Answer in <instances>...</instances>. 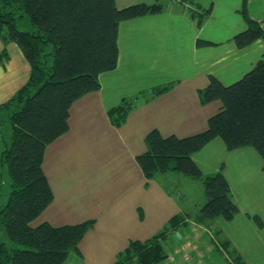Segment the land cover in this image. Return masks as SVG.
Wrapping results in <instances>:
<instances>
[{
	"label": "crops",
	"instance_id": "1",
	"mask_svg": "<svg viewBox=\"0 0 264 264\" xmlns=\"http://www.w3.org/2000/svg\"><path fill=\"white\" fill-rule=\"evenodd\" d=\"M242 1L115 0L118 8L136 3H159L162 9L119 23L116 66L99 74L98 90L72 103L68 130L45 149L42 168L53 199L31 224L48 222L58 226L93 219V226L80 241L87 237L101 238V242L94 244L97 256L87 250L88 245L85 249L79 246L81 242L79 251L70 252L62 264H113L129 241L152 237L164 229L174 215L184 213L163 184L165 174L156 173L146 179L135 157L146 150L145 136L151 130H157L164 137L188 136L204 130L208 118L220 107L219 101H201L200 91L207 85L208 77L214 76L221 83L230 84L261 58L254 61L259 51L262 56V40L256 39L242 47L233 40L247 27L241 13ZM245 8L250 19L261 23L264 34V0H246ZM204 9L208 12L198 23L196 16ZM199 41L206 43L199 44ZM3 49L6 57L0 62V105L16 93L30 73V65L16 43L3 44L0 40V52ZM166 85L164 91L150 96L152 89ZM124 100H133V107L122 124L113 126L107 110ZM106 133L116 138V172L106 175L99 167L95 172H88L83 166L81 174H67L62 183L55 171V160H51L52 152L70 144L85 147L90 139ZM213 145L224 148L223 141L216 137L191 155L206 174L217 170L214 167L208 171L204 167V161H208L205 152ZM122 150L129 155L128 160H124L125 165L119 159ZM221 164L224 166L223 161ZM85 179L90 180L89 192L75 187ZM100 180L103 183L116 180V188L96 190L100 189ZM59 183H62L61 191L57 192L59 196L83 195L86 204L79 205L89 208L74 206L72 221L56 217L53 210L60 203L56 202L55 190ZM229 186L231 199L238 208L234 216L229 220L216 217L205 222L196 221L197 212L193 216L192 213L186 215V222L168 234L164 249L171 238L174 242L166 250V257L156 264H264V206L242 208L234 200ZM102 197L109 200L94 203L95 198ZM154 203L156 205L152 206ZM254 215L259 217L260 223L253 220ZM118 227L129 229L118 233L115 231Z\"/></svg>",
	"mask_w": 264,
	"mask_h": 264
},
{
	"label": "trees",
	"instance_id": "2",
	"mask_svg": "<svg viewBox=\"0 0 264 264\" xmlns=\"http://www.w3.org/2000/svg\"><path fill=\"white\" fill-rule=\"evenodd\" d=\"M245 1L241 13L247 27L233 37L239 47L264 38L261 23L248 17ZM161 9L159 3L118 8L115 0H0V40L16 43L30 65L26 82L0 105V125L8 123L11 128L10 140L0 152V164L9 177L6 201L0 204V226L10 241L23 246L8 248L0 242V264H62L70 252L79 251L78 243L93 219L58 226L31 224L53 199L42 168L45 149L68 130L72 103L98 90L99 74L116 66L119 23ZM207 12L197 14L198 23ZM23 17L33 30L16 28ZM5 57L3 49L0 62ZM167 86L152 89L150 96ZM200 96L203 103L220 102L204 130L182 137H164L151 130L145 136L146 150L135 159L146 179L170 169L201 179L206 201L196 221L229 220L238 208L226 177L221 171L203 175L191 155L220 137L228 149L252 146L264 166V50L252 68L230 84L209 76ZM132 107L133 100H124L109 108V120L122 124ZM252 218L260 223L258 216ZM185 222V216L176 214L152 237L129 241L113 264L160 262L166 257L163 243L168 234Z\"/></svg>",
	"mask_w": 264,
	"mask_h": 264
},
{
	"label": "rangeland",
	"instance_id": "3",
	"mask_svg": "<svg viewBox=\"0 0 264 264\" xmlns=\"http://www.w3.org/2000/svg\"><path fill=\"white\" fill-rule=\"evenodd\" d=\"M15 25L16 28L20 31L33 30L30 21L24 17L19 18L16 21ZM259 39L262 40L264 44V40L261 38ZM258 55H260V51L255 57L254 61H256L258 57H261V55ZM253 65L254 64H252L250 68H248V70L251 69ZM109 123L113 125L110 120ZM10 135V125L8 123L0 125V152L4 148L5 143L9 142ZM217 138L223 141L220 137ZM114 141H116V138L106 133L101 134L100 136L95 137L93 139H90L87 142V146L85 147L74 146L70 144L67 146H60L56 148L51 154L53 155L51 157V160H55V171L60 175L62 183L63 181L65 182L64 176H66L67 174H81L83 166L86 167L85 170H87L88 172H95V169L99 167L101 169L100 171H102L106 175L115 173L116 143ZM223 146L224 148H220L217 145H213L212 147L206 150V160L208 161H204V167L208 169V171L209 169H214V167L215 169L217 168V170H210L215 171L211 174H214L218 171H221L223 175L225 173L228 178L227 181L231 185L232 193L234 195L233 198L237 201L238 204L242 206V208L257 209L261 206H264V166L263 161H261V156L256 152V150L252 146H245L244 148L246 149H244L243 151H238L240 148L228 149L225 144ZM242 148L243 147H241V149ZM226 150L233 151H231V153H226ZM127 155L128 153H125V151L122 150L119 159L123 162V165H125L124 160H128L129 155ZM222 161L224 162V166H222L223 164H221ZM163 174H165V181L163 182V184L169 191L170 197H172L175 201L178 202V207L184 210L182 216L190 215V213H192L191 216H193V213H196L206 201V196L204 193V188L201 179L192 178L172 169L166 171V173L164 172ZM205 174L206 173H204L203 175ZM211 174L207 173L206 175ZM0 182H2V185H0L1 204L6 201L7 195L5 192L7 191L9 183V177L7 175L6 168H2L1 164ZM62 183H59L58 187L55 186L56 202L60 203L56 207H54L53 210L56 212V217L59 216L60 218H65L72 221L75 219L74 206H77L79 209L89 208L79 205L81 203L86 204L83 195H79L77 197L71 195L59 196L57 192L60 190L59 187ZM89 183L90 180L85 179L84 181H80L78 184H76L75 187L78 186L77 188H81L84 192H89L91 191L88 187ZM104 183L102 180H100V189L96 190L109 191L110 189L116 188V180H105ZM259 192L261 193L258 195ZM155 196L156 194L154 193V199ZM107 198L108 197H102L99 199L95 198L94 203L102 202L104 200L108 201L109 199ZM154 205L156 204L154 203L152 206ZM128 229V227H118L115 229V231L119 233L125 232ZM171 240V243L167 241V244L165 245V252L168 248H170L171 244L174 242L172 238ZM0 242H4L8 248H23L22 245L10 241L8 239L2 226H0ZM81 242L82 241H80L79 243ZM98 242H101V238L100 240H97V238L94 240V238L91 239V237H87L85 241H83L79 246L85 249L88 245L87 250H90L94 255L97 256L95 246L98 244ZM94 244L96 245L94 246ZM109 249L110 248L105 249L104 253H107ZM99 257L102 258V255H99ZM123 262H126L125 258Z\"/></svg>",
	"mask_w": 264,
	"mask_h": 264
}]
</instances>
